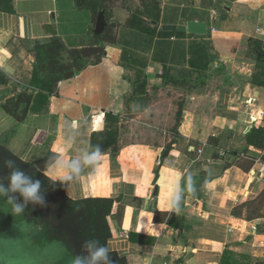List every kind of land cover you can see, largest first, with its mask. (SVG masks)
Returning a JSON list of instances; mask_svg holds the SVG:
<instances>
[{"label": "crops", "instance_id": "1", "mask_svg": "<svg viewBox=\"0 0 264 264\" xmlns=\"http://www.w3.org/2000/svg\"><path fill=\"white\" fill-rule=\"evenodd\" d=\"M156 1L159 29L199 21L208 35L151 36L141 31L148 19L128 26L132 13L115 8L117 40L103 42L102 61L62 81L58 95L23 121L3 105L31 89L34 57L26 45L60 37L83 48L73 39L82 36L72 28L61 34L48 16L59 25L73 9L71 25L87 23L89 32L92 14L79 15L73 0L39 19L24 8L28 0L0 9V73L8 79L0 94L17 88L0 98V142L42 172L57 159H79L81 172L66 193L121 200L123 218H109V247L127 264H220L226 251L239 264H257L264 260V217L248 221L246 211H233L264 192V148L247 143L253 127H264V61H257L264 0ZM109 125L115 142L93 171L83 156L93 134ZM237 159L253 167L247 172Z\"/></svg>", "mask_w": 264, "mask_h": 264}, {"label": "trees", "instance_id": "2", "mask_svg": "<svg viewBox=\"0 0 264 264\" xmlns=\"http://www.w3.org/2000/svg\"><path fill=\"white\" fill-rule=\"evenodd\" d=\"M73 1V8L76 6L78 10L91 13L95 19L101 10H106L107 20L108 7L106 5L97 4V0L94 2H90V0ZM147 1L148 3L144 4L145 10L132 14L127 25L134 26V20L144 24L146 23L144 19H148L149 26L144 24L141 25L142 28L140 27L142 32L151 36L159 35L161 38L172 35L171 32L159 29L162 13L160 3L156 0ZM67 8H69L68 5ZM71 28L74 34L88 33L87 23H77ZM71 28L64 30L63 34H70ZM108 28L109 26L105 33ZM105 33L95 37L97 42L93 46L80 49L75 46L68 49L60 37H54L46 44L36 42L31 52L35 59L33 75L29 84L31 89L8 99L3 105L4 110L17 121H23L31 110H37L40 104L47 105L50 96L58 95L59 84L65 80L67 73H80L102 61L105 57L103 42L117 40L116 37L103 39ZM262 48L257 52L258 62L264 61L263 45ZM1 76L2 74L0 78ZM2 82L8 83V79L4 77ZM177 116L180 121L181 109ZM106 118L107 122L116 121L110 114H106ZM114 139L115 133L109 125L105 132L93 134L90 152L96 145H100L104 152L109 150L115 142ZM247 143L248 147L264 148V127H253L247 135ZM7 160H14L15 167L23 170L32 179L41 181V192L45 195L46 205L41 207L29 204L23 214L16 215L6 202V198L0 197V264H33L37 260H40L41 264H72L74 256L81 253V245L84 240L95 238L102 244L109 245L112 238L109 218L115 215L121 218L124 216V207L120 205V199L73 200L67 195L64 185L51 181L43 174L44 172L38 169L35 163L24 161L0 142V183L5 185L8 183L7 177L11 172V169L5 164ZM236 162L247 172L254 164L250 162L246 165L239 162L238 159ZM263 208L264 192L255 200L235 208L233 213L236 216H243L246 211L245 219L252 221L264 217ZM174 217L176 216L174 215ZM25 241L28 243L29 249L24 247ZM58 253L61 254V257L57 256ZM234 256L226 251L220 264H239ZM110 259L112 264H127L125 257L114 252L110 253ZM257 264H264V260Z\"/></svg>", "mask_w": 264, "mask_h": 264}, {"label": "clouds", "instance_id": "3", "mask_svg": "<svg viewBox=\"0 0 264 264\" xmlns=\"http://www.w3.org/2000/svg\"><path fill=\"white\" fill-rule=\"evenodd\" d=\"M104 155L105 153L101 146L96 145L91 152L84 154L83 163L90 166L93 171H96L99 169ZM5 164L11 169V172L7 177V185L0 183V197L6 198V202L11 206L12 212L16 215H21L29 204L45 206L46 198L41 192V181L32 179L23 170L15 167L14 160H7ZM80 172L81 162L79 159H73L70 162L57 159L55 163L47 165L43 174L54 183L59 182L69 189L74 177H78ZM53 177H56V179L53 180ZM175 210L179 211V209ZM111 251L108 244H102L98 239H86L81 245V253L74 256L72 264H112L110 259Z\"/></svg>", "mask_w": 264, "mask_h": 264}, {"label": "rangeland", "instance_id": "4", "mask_svg": "<svg viewBox=\"0 0 264 264\" xmlns=\"http://www.w3.org/2000/svg\"><path fill=\"white\" fill-rule=\"evenodd\" d=\"M25 0H0V9H9L14 11L15 8L17 7V5H22L23 2ZM29 2H27L28 4H26L24 6V8L32 13H30L31 17H34V19H39L40 17H43V14H45L46 11H48L50 8L52 9H59V7L61 6L62 3H68L69 0H28ZM90 2H94V0H90ZM97 4H101V5H106L108 7L107 11H108V15H107V22H108V31L107 33H105V36L103 39H110V38H114V32L116 29V22L113 21V11L115 8H121V9H126L128 11H130L133 15L137 12H142L143 10H145L144 8V4L148 3L147 0H97L96 2ZM112 6V7H110ZM23 6H21V9H24ZM70 9V8H69ZM27 11V12H28ZM40 11H42L43 13H39ZM67 12V11H66ZM65 12V13H66ZM87 11L85 10H79V15L86 13ZM39 13V14H38ZM76 14V12H74V10L72 9L71 12H68L67 14H62L61 15V19L60 22L61 24H57V21H54V19L51 16H48V18L52 21V22H56L55 27L56 29L59 30V32L61 34L64 33V30H69L71 28V18L74 17V15ZM46 15V14H45ZM98 16V15H97ZM80 17V16H79ZM137 18V16H135ZM97 18V17H96ZM92 16V27L91 30L87 33V34H77L79 36H82L80 38H73L74 39V43H77V45H81L82 47H91L93 46L97 40H96V36H95V24H96V19ZM143 21V19H141ZM57 30V31H58ZM65 36L70 35L69 33H65L63 34ZM103 35V34H102ZM67 39V37H65ZM53 39V38H52ZM51 39V40H52ZM49 40V42L51 41ZM76 41V42H75ZM47 40L44 41V43L42 44H46L49 43ZM65 45L67 46V48H71L70 46L73 44V41L71 40V45L70 43H66L64 42ZM35 44L29 43L26 45V47L28 48L29 52L34 49ZM34 64H35V59H34ZM77 75L79 74V72H76ZM1 74V73H0ZM2 81H4V77L1 76L0 78ZM0 80V81H1ZM1 81V82H2ZM11 91L16 92L17 88L15 85H13L12 88H10V90L8 91H4L2 92V94H0V98L3 96L4 98L6 97H10ZM24 247L29 249V245L28 243L25 241L23 243ZM58 257H61V254L58 253L57 255ZM52 260H54V258H52ZM42 262H40V260H37V262L33 263V264H41Z\"/></svg>", "mask_w": 264, "mask_h": 264}, {"label": "water", "instance_id": "5", "mask_svg": "<svg viewBox=\"0 0 264 264\" xmlns=\"http://www.w3.org/2000/svg\"><path fill=\"white\" fill-rule=\"evenodd\" d=\"M108 27V22L106 20V10H101L98 13L95 24V36H101L104 34L106 28ZM47 33L57 36V31L52 28L50 25L45 27ZM164 31H183L192 35L207 36L208 35V24L206 22L199 21H189L184 26H169L165 25L162 27ZM74 72H69L65 75V80H70L74 77Z\"/></svg>", "mask_w": 264, "mask_h": 264}, {"label": "built area", "instance_id": "6", "mask_svg": "<svg viewBox=\"0 0 264 264\" xmlns=\"http://www.w3.org/2000/svg\"><path fill=\"white\" fill-rule=\"evenodd\" d=\"M258 36H261L263 38V45H264V23L257 29ZM215 69L219 68V64H215L213 66ZM261 116H263V113H261Z\"/></svg>", "mask_w": 264, "mask_h": 264}]
</instances>
